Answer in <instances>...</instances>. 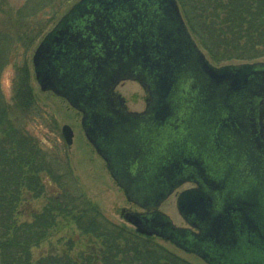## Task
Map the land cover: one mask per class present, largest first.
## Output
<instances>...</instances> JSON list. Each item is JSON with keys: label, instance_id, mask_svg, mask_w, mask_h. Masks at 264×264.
<instances>
[{"label": "water", "instance_id": "1", "mask_svg": "<svg viewBox=\"0 0 264 264\" xmlns=\"http://www.w3.org/2000/svg\"><path fill=\"white\" fill-rule=\"evenodd\" d=\"M32 64L40 88L81 113L127 200L145 209L121 212L137 231L206 264H264V60L210 62L177 0H77ZM126 79L148 93L141 112L114 94ZM61 133L70 145V126ZM244 150L248 180L235 177ZM186 181L195 186L177 194L176 209L187 227L159 209Z\"/></svg>", "mask_w": 264, "mask_h": 264}, {"label": "trees", "instance_id": "2", "mask_svg": "<svg viewBox=\"0 0 264 264\" xmlns=\"http://www.w3.org/2000/svg\"><path fill=\"white\" fill-rule=\"evenodd\" d=\"M74 0H25L16 8L0 0V79L11 65V95L0 86V264H194L156 237L111 221L82 189L73 172L67 144L40 143L27 127L47 114L36 99L27 52ZM182 17L214 64L264 59V0H177ZM1 82V80H0ZM46 179V181H44ZM53 191L39 210L27 198ZM61 220L73 223L87 239L71 255L50 250L32 261V248Z\"/></svg>", "mask_w": 264, "mask_h": 264}, {"label": "rangeland", "instance_id": "3", "mask_svg": "<svg viewBox=\"0 0 264 264\" xmlns=\"http://www.w3.org/2000/svg\"><path fill=\"white\" fill-rule=\"evenodd\" d=\"M76 1L77 0H74V2ZM24 2L25 0H7V3L13 8L21 6ZM72 3L68 4L60 12L59 16L65 13ZM55 23H53L47 31ZM39 41L27 52V63L32 73L31 82L36 99L40 105L44 106L43 108H45L47 114H40L36 117L34 122H28L27 127L33 134L36 135L42 145L50 146L54 144V142H57L58 144H67L63 139L61 128L64 124L69 125L73 132L72 143L70 145L67 144L69 161L82 189L86 192L94 205L100 209L108 219L118 225L134 229V226L128 223L121 214V209L124 211L133 210L132 203L127 200L123 189L110 175L105 161L98 155L94 147L85 137L80 123L81 114L71 107L63 97L56 95L50 90H42L35 80L32 55ZM239 62L242 61H232L231 63ZM12 75V66L8 65L4 69L0 79L2 92L7 100H9L11 95ZM141 90L142 88H140L137 82L132 80H126L116 86V91L124 98V103L126 99L127 106L133 110L140 109L143 105L141 95L145 97L146 93L143 90L141 94ZM44 181H46V179H44ZM183 187L184 185L180 186L178 191H180ZM52 189H54L52 185L50 186L46 184L45 194L38 198H27L26 205L23 207L24 219H29V210L41 209L46 201V198L50 195V192L53 191ZM175 199L176 196L171 194L164 202H162L159 208L163 212L167 213L175 224L182 225L183 219L178 214ZM156 240H158L170 251L194 264H206L198 256L183 251L170 241H166L158 237H156ZM69 241L74 242L73 249L69 252L71 255H76L79 250L85 247L86 242L89 243L87 237L83 236L73 223L61 220L51 229L48 237L42 240L38 246L32 248V261L34 262L39 256L45 255L50 250L56 253L66 251L67 243Z\"/></svg>", "mask_w": 264, "mask_h": 264}, {"label": "flooded vegetation", "instance_id": "4", "mask_svg": "<svg viewBox=\"0 0 264 264\" xmlns=\"http://www.w3.org/2000/svg\"><path fill=\"white\" fill-rule=\"evenodd\" d=\"M126 81V80H125ZM122 82H124V81H121L120 83H122ZM137 82V81H136ZM119 83V84H120ZM118 84V85H119ZM138 84V83H137ZM140 88H142V91L144 90L145 91V93H146V96L144 97L143 95H141V97H142V99H143V105L141 106V108L140 109H137V110H133V109H130L128 106H127V103H126V99H125V103H124V105H125V107H126V109L127 110H131V111H137V112H141V111H143L144 110V108H145V106H146V102H147V99H148V93L146 92V90L142 87V86H140ZM114 94L116 95V94H119L117 91H116V88H115V92H114ZM261 106L263 107L264 106V101H262V103H261ZM262 121H263V123H264V118L262 119ZM262 135H263V137H264V129H263V133H262ZM247 156H248V153H247V151L246 150H244L243 151V153H242V155H241V159L238 161V166H237V168L235 169V173L236 174H238V175H235V177H239V179L240 178H243V179H246V180H248V178L249 177H251V175H250V169H249V166H248V164H250L249 163V160L247 159ZM259 156H260V159H259V163L261 162V161H263V157H262V159H261V153L259 152ZM255 163H256V165H258V163L255 161ZM215 164L216 165H220V164H224V162H215ZM184 185V187L181 189V190H183V189H186V188H189V187H192V186H195V183L194 182H192V181H186V182H184L181 186H183ZM180 190V191H181ZM178 189H176V191L173 193L175 196H177V194H178ZM132 207H133V211H145V209H143V208H140L139 206H137L136 204H134V203H132ZM132 209V208H131ZM150 210H152V209H149V211ZM121 212H122V209H121ZM125 212V211H124ZM182 218V217H181ZM183 219V218H182ZM179 226H185V227H187L188 226V224L185 222V220L183 219V224L182 225H179ZM134 228H135V226H134ZM136 229V228H135Z\"/></svg>", "mask_w": 264, "mask_h": 264}, {"label": "bare ground", "instance_id": "5", "mask_svg": "<svg viewBox=\"0 0 264 264\" xmlns=\"http://www.w3.org/2000/svg\"><path fill=\"white\" fill-rule=\"evenodd\" d=\"M140 92H141V94H142V90H141Z\"/></svg>", "mask_w": 264, "mask_h": 264}]
</instances>
